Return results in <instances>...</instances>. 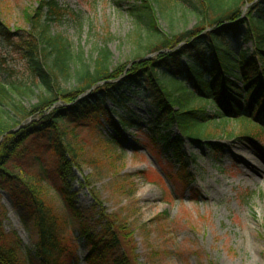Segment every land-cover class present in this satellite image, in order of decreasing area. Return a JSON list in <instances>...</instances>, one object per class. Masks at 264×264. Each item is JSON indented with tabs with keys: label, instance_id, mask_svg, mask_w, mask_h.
<instances>
[{
	"label": "trees",
	"instance_id": "obj_1",
	"mask_svg": "<svg viewBox=\"0 0 264 264\" xmlns=\"http://www.w3.org/2000/svg\"><path fill=\"white\" fill-rule=\"evenodd\" d=\"M184 1L198 24L174 36L160 26L161 20L172 24L176 19L174 1L129 0L128 14L146 36L136 40L131 61L116 67L106 49L100 48L98 58L89 64L67 38L50 33L52 23L70 14L56 0H41L29 16L30 32L11 33L0 19V40L13 46L26 62L40 91L37 103L26 108L20 98L35 94L34 90L27 84L0 82V191L9 198L23 226L38 238L34 257L21 238L6 233L3 222L7 212L0 209V264H35L36 259L39 264H78L77 246L68 233L73 221L79 223L80 236L89 249L87 264H136L132 246L126 247V228H119L102 212H97L96 220V215L87 219L73 214L76 209L71 196L54 179L68 167L66 156L75 163L73 151L65 143L67 132L76 134L84 128L82 123L94 121L92 115L109 116L124 109L131 101L127 93L133 89L143 92L154 111L153 145L174 151L185 182L189 165L183 144L185 139L208 141L213 135L207 125L218 121L220 126L235 119L249 126L251 136L264 140V127L257 122L264 119L257 117L264 115V0H235L228 7L225 0ZM250 3L243 17L241 5ZM251 41L255 55L244 48ZM151 55L157 57L151 59ZM119 72L128 73L122 77ZM201 99L214 104L212 114L206 112ZM58 102L65 105L55 107ZM33 116L38 118L31 124L23 123ZM106 122L116 130L117 124L122 128L138 126L124 117L118 123L110 117ZM173 128L179 135L172 137ZM108 143L120 145L114 138ZM30 152H39L34 156L39 174L21 177L16 169L22 168L20 162ZM44 154L55 160L53 169L41 161L39 155ZM34 181L61 197L70 215L45 203Z\"/></svg>",
	"mask_w": 264,
	"mask_h": 264
},
{
	"label": "rangeland",
	"instance_id": "obj_2",
	"mask_svg": "<svg viewBox=\"0 0 264 264\" xmlns=\"http://www.w3.org/2000/svg\"><path fill=\"white\" fill-rule=\"evenodd\" d=\"M56 1L70 14H65L61 22L52 23L50 33L67 38L73 50L82 54L89 64L98 58L102 48L110 53L113 67L126 65L136 50V40L145 39L146 33L137 29L128 14L129 0ZM172 1L176 19L172 24L161 20V29L174 36L191 31L198 21L190 5L184 0ZM40 2L0 0V19L11 33L30 32L29 16ZM234 2L225 0L226 7ZM252 4L241 5L243 17ZM252 45L249 43L244 48L250 50ZM127 73L119 72L122 77ZM0 82L29 85L35 94L21 97L20 101L26 108L37 103L40 91L26 62L3 40H0ZM127 97L131 101L124 109L119 108L109 116L92 115L94 121L82 123L84 128L76 134L67 132L65 143L72 149L75 163L66 156L68 167L54 179L71 196L76 209L73 214L91 219L102 212L111 216L119 228L123 225L127 230L124 231L126 247L132 246L136 264H208L209 261L264 264V140L251 136L249 126L235 119L220 126L218 121L213 126L207 125L213 135L208 141L185 139L183 144L189 165L187 174H190L185 182L174 151L165 152L161 148L158 151L150 139L155 118L146 96L135 90ZM201 101L207 106V113L215 111L211 101ZM61 105L65 103L58 102L55 107ZM108 106L112 108L111 103ZM109 117L116 123L121 117L131 118L138 126L122 128L117 124L116 130L106 122ZM37 118L30 117L23 123L31 124ZM257 122L264 125V119ZM178 134L177 128L171 130L173 137ZM112 138L119 139L120 145L109 144ZM36 153L24 155L22 168L16 169L19 176L39 174L34 161ZM39 157L47 169L54 168L55 160L50 154ZM247 161L257 166V179L245 180L247 173L255 171L247 167ZM34 187L39 188L45 203L63 214L69 213L63 199L54 191L48 192L38 181H34ZM0 209L7 212L3 222L6 233L21 238L24 248L35 257L37 236L23 226L9 198L1 191ZM68 233L77 246L78 264H87L89 249L80 236L79 223L73 221ZM35 264H39L38 259Z\"/></svg>",
	"mask_w": 264,
	"mask_h": 264
},
{
	"label": "bare ground",
	"instance_id": "obj_3",
	"mask_svg": "<svg viewBox=\"0 0 264 264\" xmlns=\"http://www.w3.org/2000/svg\"><path fill=\"white\" fill-rule=\"evenodd\" d=\"M247 167H250L251 170H255V171H250V173H247V178H245V180H254V179H257L256 175L258 174V171H257V167L256 165H254V163H246ZM151 195V194H150Z\"/></svg>",
	"mask_w": 264,
	"mask_h": 264
}]
</instances>
